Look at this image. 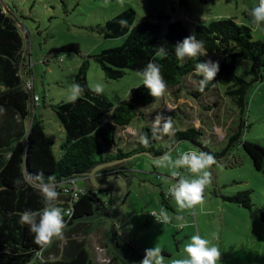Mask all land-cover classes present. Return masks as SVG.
Returning <instances> with one entry per match:
<instances>
[{"label":"trees","instance_id":"16d2710c","mask_svg":"<svg viewBox=\"0 0 264 264\" xmlns=\"http://www.w3.org/2000/svg\"><path fill=\"white\" fill-rule=\"evenodd\" d=\"M178 1L181 6H187L189 2ZM201 1L213 3L215 0ZM246 15L250 17L248 13ZM121 20L126 21L124 26ZM252 31V26L241 24L234 17L196 23L193 33L197 40L204 42L207 54L178 59L175 44L189 32L176 16L161 11L152 18L138 20L135 9L128 7L109 19L105 24V36H124L125 41L96 55L106 76L118 79L128 69L141 73L152 62L160 66L167 89L161 97L155 98L141 84L133 87L127 98L114 105L104 95L92 91L84 76L78 77V84L84 89L79 98L75 102L65 101L54 106L58 120L66 131V137L60 143V159L56 160L53 141L46 136L43 119L34 113L39 105L36 104L35 89L30 91L26 85L29 77L26 78L25 74L31 71V65L27 59L23 30L18 19L4 9L0 1V107L4 110L0 113V194L6 192L10 196L8 204L0 200V264H96L95 247L90 253L87 244L89 235L99 228L104 232L102 249L105 247L108 250V259L123 264L107 240V213L114 204L115 190L112 187L93 190L77 187L78 195L73 197L71 180L79 177L89 180L90 172L97 165L114 161L120 162L99 170L97 178L113 172L129 178V173L134 171V166L130 164L132 158L141 155L160 157L181 140L190 141L215 158L228 156L229 149L245 128L244 114L250 87L264 78V36L255 39ZM240 58L251 61L245 74L237 65ZM209 59L218 61L220 70L214 80L200 91L202 77L196 73V65ZM216 86L232 99L240 115L239 132L230 136L224 149L214 151L202 141V126H185L184 120L191 115L181 106L168 114L172 120V133L158 130L154 133L158 126L147 113V107L166 98V94L178 97L186 93L202 103L205 110H212L219 106V100H213L212 107H207L209 103L206 105L204 101H207V95L217 94ZM180 112L185 114V118ZM133 120L140 125L136 137L130 140L124 132ZM140 133L148 135V147L139 142ZM242 145L255 169L264 173V145L247 139ZM37 173H43L45 182L49 176L55 177L59 193L55 203L63 210L66 224L63 238H54L43 249L35 244L34 233L30 232L28 225L19 222L20 213L39 211L44 207L39 182H25L26 175L35 176ZM17 179L21 180L19 186L14 183ZM224 198L245 207L252 205L247 191ZM69 206L72 208L71 215L66 214ZM260 217L264 221V207L260 210ZM114 238L116 246L127 248L133 263L139 264L144 257L142 252L118 231L115 224ZM37 253H40L42 261Z\"/></svg>","mask_w":264,"mask_h":264},{"label":"rangeland","instance_id":"374dc122","mask_svg":"<svg viewBox=\"0 0 264 264\" xmlns=\"http://www.w3.org/2000/svg\"><path fill=\"white\" fill-rule=\"evenodd\" d=\"M0 1L4 9L18 19L23 30L27 59L31 65V71L25 75L33 78L35 92L40 97L34 113L43 119L46 136L53 141L56 160L60 159V143L65 139L66 131L54 106L69 101L71 85L78 84V77L84 76L90 88L101 85L102 95L114 105L127 98L133 87L143 84L141 73L130 69L121 78H108L96 58L102 50L124 43V36L107 38L104 29L109 19L128 7L135 9L138 20L152 18L161 11L174 15L184 22L189 35L196 23L234 17L239 23L253 27L255 39L264 36V25H254L246 15L260 0H215L213 3L189 0L187 6H181L178 0H107V3L105 0ZM237 65L245 74L251 61L240 58ZM215 89L217 94L207 95V101H204L206 105L209 103L207 107H212V101L219 100V106L212 110H205L202 103L182 93L178 97L166 94V98L147 107L146 111L155 120L158 114L168 117L178 107H183L191 115L186 117L184 125L202 126V141L212 150L220 151L228 145L230 136L239 132L240 115L232 99L221 93L218 86ZM180 114L185 118V114ZM244 115L245 128L240 138L231 146L228 156L215 158L216 162L210 169L212 183L204 190L205 202L193 209H180L171 196L169 204L163 205L162 191L168 194L169 187L176 183L178 177L173 176L168 168L156 167L154 161L157 157L141 155L130 160L134 171L129 173L128 194L118 208L115 226L141 250L143 256L147 248L165 247L171 255L164 256V264H171L172 260L186 257L185 245L192 235L199 233L220 249L221 260L217 264H264V221L260 217V210L264 207V173L255 169L242 145L246 139L264 145V78L250 87ZM139 125L137 120H133L126 128L125 136L133 140ZM173 148V159L178 153L201 151L188 140L178 141ZM175 171L181 176L195 178L187 168ZM73 186L88 188L84 177L77 178ZM239 191L249 192L251 207L224 198ZM9 197L6 192L0 194L4 204H8ZM161 209L166 210L171 218L168 223L176 227L150 217L152 211L158 214ZM181 224L183 228L179 227ZM88 238L90 244H87V249L91 253L95 247L96 264L115 263L108 259L107 249V259L102 260V243L105 240L102 228Z\"/></svg>","mask_w":264,"mask_h":264},{"label":"clouds","instance_id":"9594fccd","mask_svg":"<svg viewBox=\"0 0 264 264\" xmlns=\"http://www.w3.org/2000/svg\"><path fill=\"white\" fill-rule=\"evenodd\" d=\"M123 2V0H121ZM107 3V0H105ZM248 15L252 18V23L256 26L264 25V0H260L257 6L248 10ZM121 25L124 26L126 21L121 20ZM175 54L178 59L185 57H196L206 55L204 51V42L197 40L195 33L186 36L182 41L175 44ZM220 70L219 62L211 59L200 62L196 65V73L202 77L199 81V90L203 91L209 81L214 80ZM143 77V85L149 90V93L155 97H161L166 89L167 84L161 74L160 66L149 62L141 72ZM91 90L96 94H102L103 88L97 84L91 87ZM84 89L79 84L71 85V94L68 97L70 102H75L76 99L83 93ZM4 110L0 107V113ZM157 129L165 134H171L173 131L171 117H165L158 114L155 118ZM139 142L145 147L149 146V137L146 133L139 134ZM175 148L169 147V150L160 157L155 158V166L168 168L172 170V175L178 177L176 183L172 184L168 189V194L175 200L180 209H193L197 205L204 204V190L212 183L211 167L215 164V157L208 152L192 151L178 153L176 158H172V152ZM187 168L195 178L181 176L175 169ZM39 182L40 191L43 195L44 207L39 211L26 210L20 213V223L26 224L30 232L34 233V242L41 249L48 247L54 238L62 239L66 224L64 221L63 210L56 205L59 193L55 186V177L49 176L45 182L43 173H37L35 176L29 174L25 176V182ZM14 183L19 186L21 180L17 179ZM156 221L159 223L170 222V217L166 210L161 209L160 212L152 213ZM179 227L183 228L181 224ZM186 257L175 259L171 264H217L221 260V251L209 239L202 237L199 233L190 237V242L184 247ZM37 256L41 258L40 253ZM140 264H164L163 251L159 247H151L145 249L144 258Z\"/></svg>","mask_w":264,"mask_h":264},{"label":"water","instance_id":"95a60500","mask_svg":"<svg viewBox=\"0 0 264 264\" xmlns=\"http://www.w3.org/2000/svg\"><path fill=\"white\" fill-rule=\"evenodd\" d=\"M140 154V153H139ZM120 161L103 163L97 165L89 174L90 179L85 180V184L89 187L97 189H105L115 187L114 204L109 208L107 213V239L108 245L114 254L123 262V264H135L132 261L130 251L127 248L117 247L114 238V222L118 213L119 206L124 202L128 194V182L130 178L125 177L122 173L113 172L110 175L97 178L98 171L104 167L114 165Z\"/></svg>","mask_w":264,"mask_h":264},{"label":"crops","instance_id":"0c3cea01","mask_svg":"<svg viewBox=\"0 0 264 264\" xmlns=\"http://www.w3.org/2000/svg\"><path fill=\"white\" fill-rule=\"evenodd\" d=\"M107 175H110V174H102V177L103 176H107ZM85 180H87V179H85ZM83 189L85 188V187H82ZM112 188H114V190H115V187H112ZM85 189H88V190H93V189H95V187L93 188V187H89L88 186V188H85ZM162 195H163V205L164 204H169L168 203V198L170 197V195L169 194H166L164 191H162ZM176 210V209H175ZM152 213H156V212H154V211H152L151 213H150V217H153V215H152ZM152 215V216H151ZM155 218V217H154ZM115 223V222H114ZM168 225L169 226H171V227H176V225H172L171 223H168ZM103 242H104V240H103ZM102 245H103V243H102ZM162 249V251H163V255L164 256H170L171 255V252L168 250V249H166L165 247H163V248H161ZM180 249V248H179ZM141 251V250H140ZM98 253V252H97ZM107 255V252H106V250H105V247H104V249H102V260H104V259H107L105 256ZM102 264H106V263H104V262H102ZM114 264H116V263H114ZM139 264H140V262H139Z\"/></svg>","mask_w":264,"mask_h":264},{"label":"built area","instance_id":"2783aa9c","mask_svg":"<svg viewBox=\"0 0 264 264\" xmlns=\"http://www.w3.org/2000/svg\"><path fill=\"white\" fill-rule=\"evenodd\" d=\"M172 20H174V19H172ZM26 85H27V87H28V89L30 90V91H34V89H35V87H34V80H33V78H30L29 77V79L27 80V82H26ZM35 100H36V104H40V97H39V95L38 94H36L35 95ZM187 152H192V151H187ZM76 180L75 179H73V180H71V182H75ZM73 197H77V187H75V186H73ZM72 190V189H71ZM65 191H67V188L65 189ZM66 214L67 215H71L72 214V208H71V206H69V208L66 210Z\"/></svg>","mask_w":264,"mask_h":264}]
</instances>
